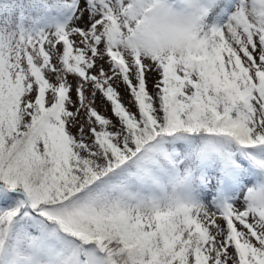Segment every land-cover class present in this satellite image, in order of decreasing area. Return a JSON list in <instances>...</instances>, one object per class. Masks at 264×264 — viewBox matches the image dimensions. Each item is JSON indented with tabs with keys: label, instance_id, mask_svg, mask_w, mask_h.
Here are the masks:
<instances>
[{
	"label": "snow or ice",
	"instance_id": "6c2138e0",
	"mask_svg": "<svg viewBox=\"0 0 264 264\" xmlns=\"http://www.w3.org/2000/svg\"><path fill=\"white\" fill-rule=\"evenodd\" d=\"M0 264H264V0H0Z\"/></svg>",
	"mask_w": 264,
	"mask_h": 264
},
{
	"label": "rangeland",
	"instance_id": "374dc122",
	"mask_svg": "<svg viewBox=\"0 0 264 264\" xmlns=\"http://www.w3.org/2000/svg\"><path fill=\"white\" fill-rule=\"evenodd\" d=\"M120 91L122 93V101L130 108H132L133 110H135L133 108V106L129 103L130 101V97L129 95L127 94V92L125 91V89L123 88V86H121L120 88ZM97 106H98V109L103 113V114H106V115H109L111 116V112H110V108L108 105L106 104H103L101 102H97Z\"/></svg>",
	"mask_w": 264,
	"mask_h": 264
}]
</instances>
